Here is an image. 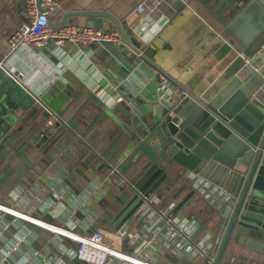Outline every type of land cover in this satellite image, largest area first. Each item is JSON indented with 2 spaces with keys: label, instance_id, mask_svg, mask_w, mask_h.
<instances>
[{
  "label": "crops",
  "instance_id": "crops-1",
  "mask_svg": "<svg viewBox=\"0 0 264 264\" xmlns=\"http://www.w3.org/2000/svg\"><path fill=\"white\" fill-rule=\"evenodd\" d=\"M225 2L57 0L49 17L53 25L71 11L106 12L136 37L148 62L120 41L80 49L66 46L59 56L48 48L11 56L10 64L15 71H25L29 85L41 88L50 79L55 84L40 96L47 107L29 97L25 108L0 110V123L6 126L0 134V205L16 214L0 212V264H86L72 260L75 243L38 222L80 236L103 231L112 250L148 264H205L186 247L206 237L220 238L217 211L222 205L195 192L177 208L192 188L184 178L186 171L167 165L160 154L154 126L174 98L184 96L180 88L196 98H212L230 80L244 77L234 49L244 54L261 20L244 9L234 17L230 9L238 3ZM139 4L141 14L135 11ZM23 21V0H0V59L7 51V37ZM84 22L68 19L72 25ZM160 74L169 79L175 96L157 91ZM54 116L59 123L41 135ZM153 165L160 172L142 195L161 174L166 177L122 220L121 211L136 194L135 184ZM214 192L223 194L216 186ZM170 219L175 227L185 221V229L192 228L191 243L176 236ZM243 254L230 243L222 263L246 264ZM108 264L128 263L111 258Z\"/></svg>",
  "mask_w": 264,
  "mask_h": 264
},
{
  "label": "water",
  "instance_id": "water-1",
  "mask_svg": "<svg viewBox=\"0 0 264 264\" xmlns=\"http://www.w3.org/2000/svg\"><path fill=\"white\" fill-rule=\"evenodd\" d=\"M233 2L238 5L233 6ZM227 3L233 6L230 14L234 17L244 9L243 13L251 11L261 20L257 37L251 45L245 44L244 55L251 58L264 46V0H226ZM70 18H83L87 28L116 32L124 46L148 62L136 37L125 32L106 12L71 11L63 14L58 25H53L49 19L48 26L59 30ZM0 74V101L1 97L4 101L0 105L1 113L16 107L25 108L29 97L47 107L31 90L21 87L3 72ZM263 77L264 48L250 59L244 77L230 80L212 98H196L180 88L184 96L174 99L154 126L159 136L160 154L167 165L174 164L186 171L184 178L188 184L190 175H196L228 195L227 204L217 211L222 221V234L211 264H223L230 243L245 251L246 264H264ZM0 124L2 134L6 126L2 127L3 122ZM159 172L153 165L141 176L134 186L135 196L121 211L122 220L132 215L163 181L165 174H161L152 188L142 195L144 186ZM193 193L194 189L177 208Z\"/></svg>",
  "mask_w": 264,
  "mask_h": 264
},
{
  "label": "built area",
  "instance_id": "built-area-1",
  "mask_svg": "<svg viewBox=\"0 0 264 264\" xmlns=\"http://www.w3.org/2000/svg\"><path fill=\"white\" fill-rule=\"evenodd\" d=\"M58 7L57 0H23V10H24V21L18 24L9 34L6 39V54L0 59V69H3L6 74L18 85L23 88L31 87L29 89L33 92L36 97H40L42 93H49L50 87L55 82L53 79H50L46 86L44 84L41 88H36L33 85H29V81L26 78L24 70H17L13 68V65L10 64L11 56L16 53H23V50H32L34 48H48L54 56H59L62 54V49L66 46H73L77 49L83 48L89 45H102L105 43H118L119 37L118 34L114 31L109 30H99L94 28H87L85 26H78L72 24H66L59 30H52L48 26V21L50 15ZM135 11L139 14L143 12V4L136 6ZM146 27V26H144ZM150 29H153V32L158 31V26L148 24ZM217 38L222 39L220 36ZM225 43H228L226 40L222 39ZM264 48L262 46L259 49V52ZM237 57L242 60L241 73L245 74L247 71L248 65H250V58L246 57L241 51L234 49ZM255 69L253 66H251ZM264 83V77L262 78ZM171 89V83L169 79L164 75H159V84L157 86L158 92H164L168 98L175 96ZM175 99V98H174ZM173 100V99H172ZM171 100V101H172ZM55 123H59V119L50 117L46 121L45 131L41 135L50 133ZM189 185L198 196L209 197L210 202L218 201L221 205H226L228 202V195L226 198H222L215 194L214 184L199 178L196 175H190ZM228 208H226L227 210ZM0 212L2 214L9 213L15 214L13 209L7 208L0 205ZM162 215H166L165 212H161ZM16 215V214H15ZM21 220L26 222L30 221L32 223L36 222L26 216H21ZM170 222L174 223V220L170 219ZM39 227L45 228L58 234L62 237H66L71 242L75 243L76 248L72 257V260L77 262H83L86 264H108L111 258L118 259L122 262L128 264H148L141 261L131 255L122 254L121 252L112 250L105 243V234L103 231L95 230L89 235H75L69 230L53 226L45 222H38ZM188 226V225H187ZM174 231H176V236L184 239L187 244L190 242V236L192 234L191 229H185V221L179 222V225L176 227L173 225ZM220 237L222 234V229L219 232ZM220 242V238L210 241L209 238H203L199 244L187 246L186 252L190 254L191 251H194L193 257L197 255L203 258L205 264H211L213 261L214 252L217 249ZM24 264V263H23Z\"/></svg>",
  "mask_w": 264,
  "mask_h": 264
}]
</instances>
